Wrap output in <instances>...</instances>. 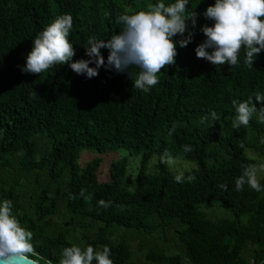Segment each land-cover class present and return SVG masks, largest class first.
<instances>
[{
	"label": "trees",
	"instance_id": "16d2710c",
	"mask_svg": "<svg viewBox=\"0 0 264 264\" xmlns=\"http://www.w3.org/2000/svg\"><path fill=\"white\" fill-rule=\"evenodd\" d=\"M156 2L0 0V199L12 201L32 232L30 259L38 264H59L73 245H107L113 264H264V191L235 189L243 169L257 165L247 152L264 157V124L254 117L232 127V100L264 95V51L251 66L243 48L233 67L195 56L201 27L212 24L203 12L214 0L186 5L196 13L192 42L177 47L175 63L161 69L149 92L104 67L93 78L67 64L40 75L21 71L33 40L57 16H72L75 61L88 59L90 38L122 30L121 14ZM100 51L106 62L108 50ZM120 149L140 156L135 179L122 158L100 182L103 156ZM84 151L96 156L81 166ZM153 157L156 171L147 173ZM168 158L194 167L177 179ZM258 181L264 186V168ZM211 207L222 214L206 213Z\"/></svg>",
	"mask_w": 264,
	"mask_h": 264
},
{
	"label": "clouds",
	"instance_id": "9594fccd",
	"mask_svg": "<svg viewBox=\"0 0 264 264\" xmlns=\"http://www.w3.org/2000/svg\"><path fill=\"white\" fill-rule=\"evenodd\" d=\"M186 5H190V0H172L170 3L157 0L146 11L121 14L117 23L123 25L122 30L108 39L90 38L85 46L88 59L75 61L72 59L75 50L69 40L72 16L59 15L33 40L21 71L40 75L67 64L76 74L93 78L104 67L127 73L133 87L149 92L159 83L161 69L175 63L177 47L183 48L192 42L193 34L188 31V25L191 21L195 27L196 13ZM203 16L212 24L201 27L205 39L194 49L197 58L215 66L227 64L233 67L238 64L243 48L245 63L251 66L256 56L264 51V0H214ZM101 49L108 50L106 62ZM232 105L235 109L234 129L247 127L254 117L264 124V95L255 93L246 100L233 99ZM215 115L213 112L214 119ZM261 143H264V137ZM184 151H191L190 146L185 145ZM245 184L257 192L264 191L257 179L256 166L245 167L235 179L237 191L243 190ZM219 187L227 189L225 184ZM98 204L107 206L103 200ZM12 209L11 200L0 199V264H31L30 256L34 253L32 232L21 226ZM110 257L111 250L107 245L101 249L91 245L82 249L73 245L63 248L59 264H113Z\"/></svg>",
	"mask_w": 264,
	"mask_h": 264
},
{
	"label": "rangeland",
	"instance_id": "374dc122",
	"mask_svg": "<svg viewBox=\"0 0 264 264\" xmlns=\"http://www.w3.org/2000/svg\"><path fill=\"white\" fill-rule=\"evenodd\" d=\"M248 156L256 161L257 165V179H259L262 176L263 168H264V157H260L258 155H255L251 152H247ZM79 158V164L81 166L85 165L90 159L96 156L94 152L84 151L80 154ZM125 158L127 160V167H126V175L134 180L137 172L139 170V162H140V156H130L129 153L126 150L120 149L117 151L109 152L103 156V161L100 166L99 172H98V180L100 182H105L108 180V169L111 164V162ZM156 158L153 157L149 160L146 168L147 173H153L156 171ZM166 165L169 168L170 171L174 173L176 177H180L183 175L184 172L190 170L194 167L192 163L186 162L184 160H174L171 158H168L166 161ZM206 213H213L214 215H221L222 212L217 209L216 207H211L205 209Z\"/></svg>",
	"mask_w": 264,
	"mask_h": 264
},
{
	"label": "water",
	"instance_id": "95a60500",
	"mask_svg": "<svg viewBox=\"0 0 264 264\" xmlns=\"http://www.w3.org/2000/svg\"><path fill=\"white\" fill-rule=\"evenodd\" d=\"M30 261H31V264H38V263L32 261L31 259H30ZM23 264H28V262H23Z\"/></svg>",
	"mask_w": 264,
	"mask_h": 264
}]
</instances>
